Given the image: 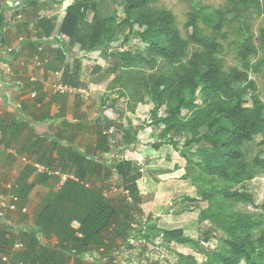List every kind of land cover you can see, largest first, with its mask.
<instances>
[{"label":"trees","instance_id":"obj_1","mask_svg":"<svg viewBox=\"0 0 264 264\" xmlns=\"http://www.w3.org/2000/svg\"><path fill=\"white\" fill-rule=\"evenodd\" d=\"M159 1L121 0L119 6L124 10L125 18L119 21L114 17L112 25L104 30L105 37L97 35L94 26L88 24L82 14L88 6L97 9L95 0L90 3L88 0L75 1L68 7L60 29L69 42L62 47L58 46L57 40L47 43L41 60L50 58L52 71L63 69L64 84L78 89L88 88L90 83L80 77L83 53L107 52L115 41V32L121 27L128 30L127 37H134L145 45V49L138 53L130 50L116 52L125 73L124 86H129L135 93L143 89L151 98L155 105L154 125L163 128L159 136L161 144L168 140L179 151L177 139L183 140L186 150L196 149L201 157L199 166L206 174L208 184L223 186L217 194L211 192L205 196L207 206L200 209L202 221L211 222L224 232L222 251L214 253L205 264H264V221L234 211L240 203L258 208L244 186L264 170V159L258 155L250 163L245 151L257 136L264 135V101L257 93L256 83L250 79V73L264 77V27L259 31L258 45L252 31L253 21L264 18V0H228L216 10L197 6L187 24L190 34L186 39L182 37L173 13L156 7ZM26 5L29 10L36 11L38 2L27 0ZM8 15L20 36L25 34V38H20H24V49L28 48L33 56L41 46L40 39L51 37L57 28L52 19L18 8L7 12L0 4V44L8 26ZM200 19L205 28L200 26ZM235 23L239 36L237 59L241 67L226 68L223 42L228 36L224 29ZM191 45L194 47L192 52ZM256 57L258 59L253 63L251 59ZM69 58L74 59L72 64ZM162 108H166L163 116L159 114ZM184 111L190 116L186 118ZM80 121L79 114H76L74 122L79 125ZM99 125L94 149L103 154L110 153L109 138L105 128ZM60 146L53 144L58 158L65 163L63 169L71 168L72 172L66 173L78 181L67 179L56 190L54 187L60 183L58 177L37 173L38 180L31 186L22 184L23 187H17L13 193L18 199L16 209L35 184L49 188L54 181L29 233L21 230L15 237L0 238V264H49L54 253L43 245L41 236L45 235L55 236L57 247L71 254L95 253L98 259L107 258L105 264H114L118 259L116 253L121 247L116 246L117 238L122 239L123 244L133 239L153 240L155 226L145 223L139 228L134 227L135 215L142 213L137 183L141 165L137 161L132 164L120 161L109 168L92 157L89 150ZM155 147L160 145L155 144ZM113 168L123 177L124 188L129 193V197L123 196L116 201L103 196L105 189L90 188L85 183L90 177H110ZM259 208L264 211V204ZM74 221L81 224V237L71 227ZM165 241L198 246L180 230L168 232ZM16 244H21L22 248L15 249ZM1 255L8 256L9 263L4 262ZM100 262L98 264H102ZM185 264H194V260L186 258Z\"/></svg>","mask_w":264,"mask_h":264},{"label":"rangeland","instance_id":"obj_2","mask_svg":"<svg viewBox=\"0 0 264 264\" xmlns=\"http://www.w3.org/2000/svg\"><path fill=\"white\" fill-rule=\"evenodd\" d=\"M23 1L25 0L12 1L16 2L14 9L25 4ZM36 1L38 2L36 9H40L39 16L52 19L55 24L62 19L61 29L68 7L78 0ZM88 1L90 3L91 0ZM227 1L160 0L156 7L173 13L181 35L186 39L190 34L187 24L191 21V13L197 6L216 10L223 7ZM95 2L97 9L92 10L88 6L82 14L86 22L94 26L95 33L103 37L105 28L112 25L114 17L119 21L125 18L124 10L119 6L121 0H95ZM8 24H10L9 21ZM199 24L205 28L201 19ZM233 26V28L224 29L228 36L227 41L223 42L226 68L241 67L237 59L239 38L236 33L237 24ZM263 27L264 18L253 21L252 31L256 45L259 44L257 38ZM115 33V41L107 48V52L101 53L95 50L84 53L85 57L80 58L81 80L90 83L88 88H81L87 90V94L66 96L72 98L71 103L77 104L73 106L74 120L75 115L79 114L81 124L74 122V125L80 127L77 128L78 132L82 134L84 132V137L88 139L87 150L92 157L105 163L109 168L116 166L120 161L126 164L137 161L141 165L137 183L142 213L135 215L134 227L139 228L146 223L156 228L152 230L153 240L149 242L144 239H133L130 243L123 244V240L117 238L116 246L121 247L119 253H116L118 264H185L186 258H192L194 264H205L214 253L222 251L221 237L224 232L217 225L202 221L200 211L207 206L206 197L211 192L217 194L223 186L220 183L208 184L207 176L199 166L201 157L196 149L186 150L183 140L177 139L179 151H176L168 140L161 144L159 136L163 128L154 125L155 105L145 90L141 89L139 93H135L129 86H124L125 73L121 67L122 62L115 55L116 52L129 50L132 53H138L145 49V45L134 37H127L128 30L124 27L119 28ZM193 49L191 45L190 52ZM257 59V57L252 58L251 61L255 63ZM69 61L73 63L74 59L69 58ZM149 73L146 75L148 76ZM250 79L256 83L257 93L264 101L263 75L250 73ZM46 82L49 84L52 81L46 80ZM165 111L166 108H162L159 114L163 116ZM183 115L186 118L190 116L187 111H184ZM98 120L100 123H97ZM97 125L105 128L110 141V153L103 154L94 149ZM155 144H159L160 147L156 148ZM245 151L247 161L250 163L258 155L264 159V135L257 136L245 147ZM85 183L90 188L100 187L102 190L105 189L104 191L117 189L118 194L109 196L111 201L118 200L126 192L123 177L116 168H113V174L110 177H90ZM244 188L253 196L258 208L240 203L235 206L234 211L264 221V211L259 208L264 204V170H260L255 179L245 184ZM173 230L182 231L184 237L195 241L198 246L165 241L166 234ZM101 262L105 264L108 259ZM89 263L98 264L90 259Z\"/></svg>","mask_w":264,"mask_h":264},{"label":"crops","instance_id":"obj_3","mask_svg":"<svg viewBox=\"0 0 264 264\" xmlns=\"http://www.w3.org/2000/svg\"><path fill=\"white\" fill-rule=\"evenodd\" d=\"M12 1L16 0H0V4L4 10L8 8V12L16 4ZM23 2L25 4L17 7L19 11L27 10L40 15V9L29 10L27 0ZM8 21L11 22L9 15ZM56 32L57 30L54 34ZM20 37L25 38V34L20 36L17 26L10 23L4 30L3 42L0 44V48H13L17 51L10 56H3L0 52V199H9L18 186H31L38 180L32 163L59 167L65 173L72 172L71 168L63 169L65 163L58 158L53 148L54 143L64 148L78 147L81 151L89 148L84 132L74 131L77 126L74 125L73 106L77 104L71 103L72 98L48 95L39 82L31 81V78L60 80L63 69L52 71L50 58L41 68L37 67L32 52L28 48L24 49V42H20ZM56 73L59 75L56 76ZM33 93L37 94L36 98H32ZM53 182L51 181L49 188L35 184L17 209L10 211L5 218H0V238L15 237L21 230L29 233L34 227V217ZM54 188L57 190V184ZM41 238L43 245L54 253L49 264H90L89 259L105 262L106 258L98 259L95 253L77 256L74 252L71 254L70 251L57 247L58 240L53 235ZM114 264H118V261Z\"/></svg>","mask_w":264,"mask_h":264},{"label":"built area","instance_id":"obj_4","mask_svg":"<svg viewBox=\"0 0 264 264\" xmlns=\"http://www.w3.org/2000/svg\"><path fill=\"white\" fill-rule=\"evenodd\" d=\"M21 19V17H18ZM61 23V20L59 21ZM53 40H58V41H65L67 40L66 36L60 35L59 33L56 34L53 37H43L40 39L41 46L38 49V53L36 54L35 61H36V66L41 68L45 63L48 62V60H41L40 55L44 52L45 46L47 43L52 42ZM20 42H24V38H20ZM15 49L13 48H0V52L2 53L3 56L5 55H12ZM59 73H56V76H58ZM32 82H39L44 89V92L48 95H57V96H66V95H81V94H87V90L83 89H78V88H73L69 85L64 84L61 80H53L51 83L47 84L46 80L40 79L37 80V78H31ZM37 94L33 93L32 98H36ZM2 147V144L0 143V148ZM34 168L36 170V173H46L49 176H55L60 179V183L57 187V190L63 185V183L67 179H72L75 181H78L73 175L69 173H64L62 170L53 168V169H48L40 164H34ZM118 190L112 188L110 191H104L103 196L106 198H109L110 195L118 194ZM126 196L129 195L128 192L125 193ZM18 199L14 197L13 195L9 199L1 198L0 199V218H5L10 211H13L16 209V202ZM71 227L76 231L77 235L81 237V234H79V230L81 228V224L78 221H74L71 224ZM22 248L21 244H16L15 249L19 250ZM2 259L4 262L9 263V257L7 256H2Z\"/></svg>","mask_w":264,"mask_h":264},{"label":"clouds","instance_id":"obj_5","mask_svg":"<svg viewBox=\"0 0 264 264\" xmlns=\"http://www.w3.org/2000/svg\"><path fill=\"white\" fill-rule=\"evenodd\" d=\"M72 1H74V0H72ZM71 6V5H70ZM60 21V20H59ZM59 21L56 23V25H57V28H56V30H57V32L54 34V35H52L51 37H53V36H55L56 34H60V35H63L61 32H60V25H61V23H59ZM61 22H62V19H61ZM65 36V35H64ZM66 38H67V36H66ZM53 41H55V40H53ZM58 41V40H57ZM59 43H58V46H60V47H62V44H67V42H69V39L67 38V40H65V41H58ZM38 53V52H37ZM36 53V54H37ZM36 54L34 55V57L36 56ZM84 54V53H83ZM81 55L82 57H85V55ZM40 57H41V55H40ZM81 58V57H80ZM46 60V59H45ZM48 60V59H47ZM49 61V60H48ZM60 80L62 81V78H60ZM34 164H38V163H32V166H33V168H34ZM126 192H128V191H126ZM125 192V193H126ZM125 193H124V196H126L125 195ZM126 197H129V195L128 196H126ZM76 235H77V233H76ZM78 236V235H77ZM78 237H80V236H78ZM75 253V252H74Z\"/></svg>","mask_w":264,"mask_h":264}]
</instances>
